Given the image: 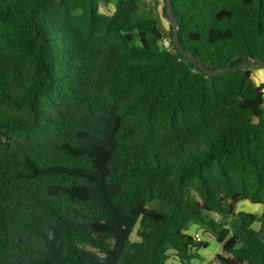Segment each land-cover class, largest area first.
<instances>
[{"label": "trees", "instance_id": "16d2710c", "mask_svg": "<svg viewBox=\"0 0 264 264\" xmlns=\"http://www.w3.org/2000/svg\"><path fill=\"white\" fill-rule=\"evenodd\" d=\"M159 1L0 0V264H194L200 231L264 264V209L237 211L264 206V83L205 73ZM172 11L207 68L264 60V0Z\"/></svg>", "mask_w": 264, "mask_h": 264}, {"label": "rangeland", "instance_id": "374dc122", "mask_svg": "<svg viewBox=\"0 0 264 264\" xmlns=\"http://www.w3.org/2000/svg\"><path fill=\"white\" fill-rule=\"evenodd\" d=\"M159 5L157 6V10L159 12V15L161 16V20H162V24L165 27V29L170 30L169 26H170V21L168 19V16H166L164 14L163 11V6H164V2L162 0L159 1L158 3ZM156 5V4H155ZM154 3L153 2H149L147 7H153ZM115 10V7L113 4H109V5H102L101 7V11L104 14H111L113 13ZM170 39H166V43H169ZM252 70L255 76V79L257 80L258 83H264V67L260 68L257 67V65H252ZM264 206L262 204H252L248 201H242L240 203H238L237 205V211L241 212H247V213H253L256 214L258 216H260L263 212ZM213 217L215 218H219V216L217 214H212ZM255 228H259V225L256 224L254 226ZM203 241L207 242L208 245L207 247H202L199 250V257L196 258L195 260H193L194 264H212L214 261L216 260V255L222 252V246H220V244L217 242V240L209 233H204L203 231L199 232ZM137 234H134L132 236L133 240L138 239V237L136 236ZM170 255H171V259L169 261L168 264H178L177 263V258L175 257V252L174 251H170Z\"/></svg>", "mask_w": 264, "mask_h": 264}, {"label": "water", "instance_id": "95a60500", "mask_svg": "<svg viewBox=\"0 0 264 264\" xmlns=\"http://www.w3.org/2000/svg\"><path fill=\"white\" fill-rule=\"evenodd\" d=\"M166 3V7H167V13H168V19L170 21L171 25H174V44L176 46V48L182 53L184 54V56H186L190 61L194 62V63H198L199 67L208 75L211 76H215V75H220L223 73H226L228 71H232L234 69H238V68H244L247 66H252V65H257L260 67H264V60L261 59H248L246 60L244 63H242L241 65H239V67H225L222 68L220 70H212L207 68L204 63L202 61H199L197 59V57H195L194 55H192L190 52L186 51V49L182 46V43L180 41V37H179V27L177 26V22L173 16V11H172V0H165Z\"/></svg>", "mask_w": 264, "mask_h": 264}, {"label": "built area", "instance_id": "2783aa9c", "mask_svg": "<svg viewBox=\"0 0 264 264\" xmlns=\"http://www.w3.org/2000/svg\"><path fill=\"white\" fill-rule=\"evenodd\" d=\"M194 236L196 237V239L198 241H202L203 240L201 235H200V233H198V232L194 233ZM212 264H219V263L217 261H214Z\"/></svg>", "mask_w": 264, "mask_h": 264}, {"label": "crops", "instance_id": "0c3cea01", "mask_svg": "<svg viewBox=\"0 0 264 264\" xmlns=\"http://www.w3.org/2000/svg\"><path fill=\"white\" fill-rule=\"evenodd\" d=\"M192 232H195V231H198V229H196V227H192ZM199 233V232H198ZM220 246H222L221 244H220Z\"/></svg>", "mask_w": 264, "mask_h": 264}]
</instances>
